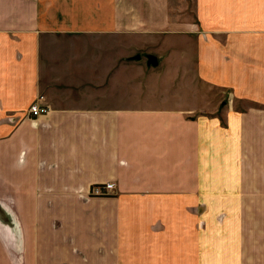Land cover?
Here are the masks:
<instances>
[{
  "label": "crops",
  "instance_id": "1",
  "mask_svg": "<svg viewBox=\"0 0 264 264\" xmlns=\"http://www.w3.org/2000/svg\"><path fill=\"white\" fill-rule=\"evenodd\" d=\"M0 198L74 257L264 264V0H0Z\"/></svg>",
  "mask_w": 264,
  "mask_h": 264
},
{
  "label": "rangeland",
  "instance_id": "2",
  "mask_svg": "<svg viewBox=\"0 0 264 264\" xmlns=\"http://www.w3.org/2000/svg\"><path fill=\"white\" fill-rule=\"evenodd\" d=\"M229 100H233L231 95ZM0 199L6 205L0 202V250L9 252L7 264H105L97 257L73 256L77 250L80 255L87 253L82 227L74 223L75 211H25ZM56 214L60 216L56 218ZM59 218L64 224L55 222ZM87 249L94 252L93 247Z\"/></svg>",
  "mask_w": 264,
  "mask_h": 264
},
{
  "label": "built area",
  "instance_id": "3",
  "mask_svg": "<svg viewBox=\"0 0 264 264\" xmlns=\"http://www.w3.org/2000/svg\"><path fill=\"white\" fill-rule=\"evenodd\" d=\"M44 99V96L39 95L37 97V100L32 103L30 108L28 109V113L32 115L33 117H38L44 113H47L50 111L51 107L47 103H40ZM115 188V183L113 182H107L104 184H98L93 187V193L97 195H102L107 192L110 193Z\"/></svg>",
  "mask_w": 264,
  "mask_h": 264
},
{
  "label": "water",
  "instance_id": "4",
  "mask_svg": "<svg viewBox=\"0 0 264 264\" xmlns=\"http://www.w3.org/2000/svg\"><path fill=\"white\" fill-rule=\"evenodd\" d=\"M141 55H137V57H140ZM148 63L152 65H157L158 64V58L155 54H148Z\"/></svg>",
  "mask_w": 264,
  "mask_h": 264
},
{
  "label": "bare ground",
  "instance_id": "5",
  "mask_svg": "<svg viewBox=\"0 0 264 264\" xmlns=\"http://www.w3.org/2000/svg\"><path fill=\"white\" fill-rule=\"evenodd\" d=\"M50 72V71H49Z\"/></svg>",
  "mask_w": 264,
  "mask_h": 264
}]
</instances>
